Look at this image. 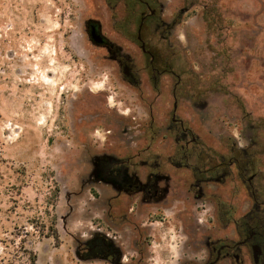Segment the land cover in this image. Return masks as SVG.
Wrapping results in <instances>:
<instances>
[{
  "label": "rangeland",
  "instance_id": "rangeland-1",
  "mask_svg": "<svg viewBox=\"0 0 264 264\" xmlns=\"http://www.w3.org/2000/svg\"><path fill=\"white\" fill-rule=\"evenodd\" d=\"M125 1L0 0V264H32V256L36 264H97L75 256L77 242L100 227L97 187L86 183L90 157L147 146L183 151L171 122L175 86L185 141L196 138L191 166L237 158L254 168L245 177L257 174L264 197V0H145L166 25L142 32L166 70L160 94L136 43L145 8ZM87 21L131 57L139 88L91 43ZM207 191L224 202L236 192L249 207L239 181ZM195 208L201 221L211 215L207 203ZM161 222L152 221L154 233Z\"/></svg>",
  "mask_w": 264,
  "mask_h": 264
},
{
  "label": "flooded vegetation",
  "instance_id": "flooded-vegetation-1",
  "mask_svg": "<svg viewBox=\"0 0 264 264\" xmlns=\"http://www.w3.org/2000/svg\"><path fill=\"white\" fill-rule=\"evenodd\" d=\"M135 1L146 11L139 14L136 43L149 59L152 87L160 94L158 84L166 70L155 66V56L148 49L150 40L144 39L142 32L148 26L156 30L166 25L158 21L157 11L149 1ZM85 27L91 43L106 51L121 71L122 79L139 88L140 79L131 57L102 33L99 23L87 21ZM175 91L176 86L171 122L180 125L181 135L174 143L181 144L183 151L166 153L147 146L144 150L104 151L90 157L91 171L86 183L97 187L100 227L85 241L77 242L75 256L80 261L156 264L157 253L160 264H264V197L263 191L253 185L257 174L246 178V165H241L237 158L226 162L222 159L217 165L206 167L198 160V166H191L192 153L187 150L196 138L192 136L190 142L185 141L189 131L176 118ZM152 112L150 105L151 130ZM227 180L239 181L248 191L251 199L248 209L244 201L234 200L236 192L233 200L227 202L220 195L208 193L207 187L222 185ZM102 188H109L113 196L105 198ZM199 202L210 206L208 219L201 221L197 216L195 207ZM156 220L164 225L162 233L151 229L152 221ZM155 241L158 252L152 250Z\"/></svg>",
  "mask_w": 264,
  "mask_h": 264
},
{
  "label": "trees",
  "instance_id": "trees-1",
  "mask_svg": "<svg viewBox=\"0 0 264 264\" xmlns=\"http://www.w3.org/2000/svg\"><path fill=\"white\" fill-rule=\"evenodd\" d=\"M111 1H114V0H108V2H111ZM128 1L129 2L131 1L132 2L133 0H128ZM246 170H247V172H250V171H253L254 168L251 165L247 164L246 165ZM50 236L53 237L55 240H58V236H57V233H56L55 229H52V232H51V235ZM31 263L32 264H36V258H35V256H32Z\"/></svg>",
  "mask_w": 264,
  "mask_h": 264
},
{
  "label": "water",
  "instance_id": "water-1",
  "mask_svg": "<svg viewBox=\"0 0 264 264\" xmlns=\"http://www.w3.org/2000/svg\"><path fill=\"white\" fill-rule=\"evenodd\" d=\"M97 39H98V41H101V40H102V39H101L99 36H98V38H97Z\"/></svg>",
  "mask_w": 264,
  "mask_h": 264
}]
</instances>
